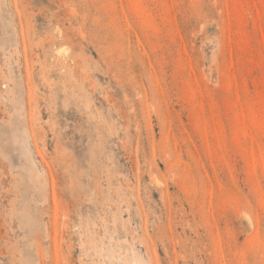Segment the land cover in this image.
Listing matches in <instances>:
<instances>
[{
    "label": "rangeland",
    "instance_id": "1",
    "mask_svg": "<svg viewBox=\"0 0 264 264\" xmlns=\"http://www.w3.org/2000/svg\"><path fill=\"white\" fill-rule=\"evenodd\" d=\"M0 264H264V0H0Z\"/></svg>",
    "mask_w": 264,
    "mask_h": 264
}]
</instances>
